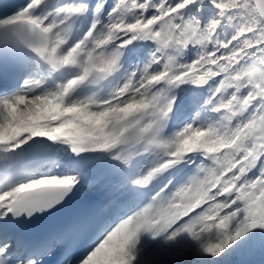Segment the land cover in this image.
Returning <instances> with one entry per match:
<instances>
[{"label":"snow or ice","instance_id":"1","mask_svg":"<svg viewBox=\"0 0 264 264\" xmlns=\"http://www.w3.org/2000/svg\"><path fill=\"white\" fill-rule=\"evenodd\" d=\"M264 264V0H0V264Z\"/></svg>","mask_w":264,"mask_h":264},{"label":"trees","instance_id":"2","mask_svg":"<svg viewBox=\"0 0 264 264\" xmlns=\"http://www.w3.org/2000/svg\"><path fill=\"white\" fill-rule=\"evenodd\" d=\"M260 257L259 256H256L254 257V260L257 261Z\"/></svg>","mask_w":264,"mask_h":264},{"label":"rangeland","instance_id":"3","mask_svg":"<svg viewBox=\"0 0 264 264\" xmlns=\"http://www.w3.org/2000/svg\"><path fill=\"white\" fill-rule=\"evenodd\" d=\"M259 261H260V258L258 259V261H256V262H257V264H259Z\"/></svg>","mask_w":264,"mask_h":264}]
</instances>
